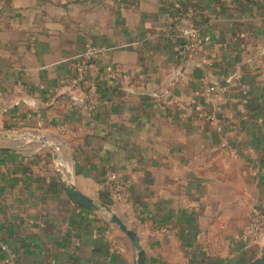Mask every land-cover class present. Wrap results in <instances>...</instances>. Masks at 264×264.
<instances>
[{
    "label": "crops",
    "instance_id": "crops-1",
    "mask_svg": "<svg viewBox=\"0 0 264 264\" xmlns=\"http://www.w3.org/2000/svg\"><path fill=\"white\" fill-rule=\"evenodd\" d=\"M190 25L209 40L181 57ZM88 44L107 52L85 72V109L64 87ZM108 170L126 202L107 196ZM64 181L137 234L145 264L261 256L244 233L264 213V0H0V264H134Z\"/></svg>",
    "mask_w": 264,
    "mask_h": 264
},
{
    "label": "built area",
    "instance_id": "built-area-1",
    "mask_svg": "<svg viewBox=\"0 0 264 264\" xmlns=\"http://www.w3.org/2000/svg\"><path fill=\"white\" fill-rule=\"evenodd\" d=\"M179 36L181 43L179 46L178 54L181 57H187L193 54L202 44L206 43L208 37L202 36L200 31L190 25L185 26L180 30ZM107 49L102 46L94 44H88L82 51L69 63V69L71 71V77L67 81L66 94L72 99V104L78 105L87 109V105L80 100L82 94V81L84 80L85 72L90 68L95 60L101 55L105 54ZM105 77L112 83L123 84L128 76L116 67H107L105 70ZM247 90L242 89L243 93ZM208 95H218L228 92V88L213 85L206 90ZM105 189L114 202L124 203L127 201L129 183L123 181L113 170H108L105 174ZM245 237L252 243H259L264 239V213L260 210H253L250 214V218L244 233Z\"/></svg>",
    "mask_w": 264,
    "mask_h": 264
},
{
    "label": "water",
    "instance_id": "water-1",
    "mask_svg": "<svg viewBox=\"0 0 264 264\" xmlns=\"http://www.w3.org/2000/svg\"><path fill=\"white\" fill-rule=\"evenodd\" d=\"M64 185L71 199L79 205L92 211L98 212L104 210L105 212H107L109 214V221L115 224L128 237L132 247L136 250L137 255L134 264H145L146 254L140 244L137 234L134 231L130 230L108 205L102 202H97L95 200H92L91 198L84 196L70 181H64ZM251 264H264V252Z\"/></svg>",
    "mask_w": 264,
    "mask_h": 264
},
{
    "label": "trees",
    "instance_id": "trees-1",
    "mask_svg": "<svg viewBox=\"0 0 264 264\" xmlns=\"http://www.w3.org/2000/svg\"><path fill=\"white\" fill-rule=\"evenodd\" d=\"M186 12H187V11H185V10H184V11H181L180 13H181L182 15H183V14L185 15V14H186ZM82 85H83V81H82ZM115 85L117 86V85H121V84H119V83H116ZM69 99L72 101V99H71V98H69ZM106 194H107V196H108V197H110L108 193H106Z\"/></svg>",
    "mask_w": 264,
    "mask_h": 264
}]
</instances>
